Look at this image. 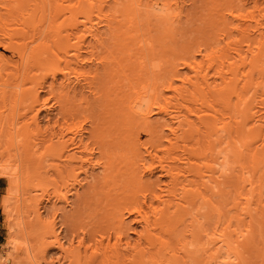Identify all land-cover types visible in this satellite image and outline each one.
Masks as SVG:
<instances>
[{
	"label": "bare ground",
	"instance_id": "1",
	"mask_svg": "<svg viewBox=\"0 0 264 264\" xmlns=\"http://www.w3.org/2000/svg\"><path fill=\"white\" fill-rule=\"evenodd\" d=\"M202 1L0 0V178L42 192L10 264H264V0Z\"/></svg>",
	"mask_w": 264,
	"mask_h": 264
},
{
	"label": "rangeland",
	"instance_id": "2",
	"mask_svg": "<svg viewBox=\"0 0 264 264\" xmlns=\"http://www.w3.org/2000/svg\"><path fill=\"white\" fill-rule=\"evenodd\" d=\"M186 1H187V5L185 4L186 3ZM184 0V6H185V8L184 9H188V6H189V8H191V9H188V10H185L184 12L186 13V11H192L191 13V16L189 15V17L188 18H194V19H196L195 17H198V16H201V14H204V12L202 11L203 9V1L202 0ZM193 1V2H192ZM196 1V2H195ZM210 1V0H209ZM199 4H198V3ZM191 3V4H190ZM197 5H198V7H200V9L197 7ZM193 10L194 11H196V12H193ZM198 10V11H197ZM197 12H199V15H196V14H198ZM185 13L183 14V16L184 17H186L185 16ZM201 13V14H200ZM194 14V15H193ZM186 15H187V13H186ZM195 16V17H194ZM183 17V18H184ZM182 18V19H183ZM183 20H185V18L183 19ZM198 22L197 20L196 21H194V22H191V23H186V24H183V29H179L178 30V32H177V34L175 35V41H174V44H175V47H177L179 44H181V43H183V42H185L187 39L186 38H190V37H193V36H195L196 35V31H194V30H196L198 27H204V26H201L199 23H201V21L200 22H198L197 24L196 23ZM188 25H189V27H188ZM200 25V26H199ZM185 26L187 27L186 29H185ZM196 27V28H195ZM185 29V30H184ZM188 29V30H187ZM186 30H187V32L189 31V30H192V31H189L188 32V34L186 35L185 34V32H186ZM186 32V33H187ZM190 33H192V34H190ZM170 65L169 64H166V66H165V68L166 69H170V67H169ZM185 70H180V72H184ZM38 72V71H37ZM34 74H36V73H34ZM37 74H39V73H37ZM37 74H36V76H37ZM60 81V79L59 78H57V82H59ZM43 95V96H42ZM41 96H42V98H46L47 97V94H45V91H43V93H41ZM0 106H1V108H0V110L1 111H3L5 108H3L2 106V103L0 102ZM53 103H49V106L50 105H52ZM7 108H6V111H7V109H8V111H9V106H6ZM2 108H3V110H2ZM53 108H55V106H53ZM22 109V108H21ZM20 108H19V112L18 113H20L22 110H21ZM21 110V111H20ZM55 111V110H54ZM23 113V111L21 112V114ZM28 114L31 116V113L30 112H28ZM27 114V117L29 118L30 116ZM54 114V113H53ZM39 117V119H38V121H39V123H40V128L42 129V132L41 131H37L36 133H34V134H36V135H34V136H36L37 138H38V136H39V138L38 139H45V138H47L48 139V137H49V134H51V130L50 129H47V128H45L43 125H47V117H46V114H44V112H40L39 113V115H38ZM48 117H49V121H51L50 123H52L53 122V115L51 114V115H48ZM27 118V119H28ZM51 118V119H50ZM152 122H155L156 120H157V117L156 116H153L152 118ZM25 120H26V118H25ZM46 123V124H45ZM47 129L46 131H44L45 129ZM41 129H39V130H41ZM50 130V131H49ZM46 134H45V133ZM48 132H50V133H48ZM40 133H42V134H40ZM6 133H3V135H5ZM13 134H15V133H13ZM41 135V138H40V135ZM43 134H45V135H48V136H45L44 135V137H42L43 136ZM3 135L0 137V141H2L3 142V140H4V144L2 145H0L1 146V149H0V158H1V156H2V158L0 159V169H1V167H8V168H10L11 169V167H14L15 169L18 167H20L22 170H24V165L25 164H27V163H21V162H23L24 160L23 159H21V157L20 156H18V157H16L17 156V154L16 153H18V152H13L12 150L13 149H11V151L9 150L10 148H13V145L12 144H15L16 145V143H18V142H13L12 143V141H14V140H17L18 141V139H15V137L16 138H18L16 135H15V137H14V135L12 136L13 137V139H12V141L10 142V139L8 140V138L12 135V134H6L7 136L5 137H3ZM9 135V136H8ZM38 135V136H37ZM3 137V140L1 139ZM8 137V138H7ZM12 137H10V138H12ZM5 138L9 141L8 143L6 142L5 143V141H7V140H5ZM36 138V140H38ZM47 139H45L46 141H47ZM140 139H141V141H143V140H145L146 139V136L144 135V134H141V136H140ZM39 140V141H40ZM12 143V144H11ZM7 145L10 147H8L7 148ZM14 145V146H15ZM3 146V147H2ZM5 146V147H4ZM12 146V147H11ZM17 146V145H16ZM5 148L7 149V150H5ZM16 150H17V148L16 147H14ZM4 149V150H3ZM16 150H14V151H16ZM42 150V149H41ZM4 151H8V153H1V152H4ZM18 151V150H17ZM40 151V150H39ZM12 152V153H11ZM41 152V151H40ZM39 153V152H38ZM16 154V155H15ZM3 155H5V157H3ZM8 155V156H7ZM13 155H15V156H13ZM10 156V157H9ZM13 158H12V157ZM7 157H9V159H7ZM14 157H16V159L19 161L20 160V163L19 162H17V160L16 161H14V162H17V163H14L10 158H12V159H14ZM48 157V156H47ZM3 159V160H2ZM5 160H6V162H5ZM9 160H11V161H9ZM15 160V159H14ZM23 160V161H22ZM43 160H44V162H42L44 165H42L41 164V166H43V167H41V168H44V170L46 171V173H49V174H46V177L48 176V178L46 179V182L47 183H42V185H43V187H45V185L48 187V188H46L45 187V189L47 190H43L44 192H43V201H42V203H43V205L44 204H46L47 205V208L48 209H45L44 210V215H45V213L48 211L49 213H46V219H50L51 217V215L53 214V211L54 210H61V209H65V207H67L64 203L61 205V204H59V203H54V202H52L51 201V199L49 200V203H48V201H46L48 198H51L50 196H52V195H50L52 192H53V190L52 191H50L52 188H53V185H52V183H51V181H52V179H50L51 181H49L48 179H49V177L50 178H52L53 177V174H52V172H53V170L52 171H50L52 168H51V166L53 165H55V164H59L60 162L58 161V160H54V159H50V157H49V160L48 159H46V157H45V159L43 158ZM42 160V161H43ZM45 160H47V161H45ZM52 160V161H51ZM54 160V161H53ZM9 161V162H8ZM49 161V162H48ZM3 162H5V163H3ZM11 162V163H10ZM46 162V163H45ZM48 162V163H47ZM51 162V163H50ZM52 162H53V164H52ZM54 162H55V164H54ZM59 162V163H58ZM16 164V165H14L13 166V164ZM9 164V165H8ZM18 164L20 165V166H18ZM50 164V165H49ZM52 164V165H51ZM22 165V166H21ZM33 165V164H32ZM45 165H47L46 167H45ZM17 166V167H16ZM35 167V166H34ZM51 168V169H49V168ZM32 168H33V166L32 167H30L29 168V170L31 169V171H32ZM9 169V170H10ZM13 169V168H12ZM44 170H40V172L43 174V172H45ZM95 172H97V171H95ZM32 172H30V174H31ZM51 173V174H50ZM33 174V173H32ZM89 174L90 173H88V177H89ZM44 175V174H43ZM50 175V176H49ZM157 175L158 174H155V177L153 176L152 177V179H154V178H156L157 177ZM32 179V180H31ZM33 179H35L34 177H33V175H30V177H29V179L27 180V183H26V186L25 185H20L21 186V188H24L23 189V191L21 190V188L20 187H18V188H11V187H9V183H8V181L5 179V178H0V262L1 261H4V260H6V261H4L6 264H10V261H12V260H10V256H8V252L10 253V251L7 249L8 248V245H7V241H8V239L9 240H12V239H15V243H18V242H20L21 241V237L19 236V237H17V235H14V233H15V228H16V234H17V224L18 223H20L21 224V222H23V221H27V216H25V214L27 213L26 212V210L28 211V208H32V206H30V205H28V207H27V204L28 203H30L31 205H32V202L34 201V199H36V198H38V196H37V194L38 195H41V193L42 192H40V190H38V189H36L35 191H37V192H35L33 189H32V187H33V185H34V183H35V181L33 180ZM82 179H84V175L82 174V175H80V181H82ZM33 181V182H32ZM86 180H84L83 182H81L80 184H81V186H83L84 184H85V187L83 188V187H80V185H75L74 187H73V189H72V192H71V195H69V205L70 204H72V203H76V201H77V198H78V196H81L82 195V193H83V191L82 190H84L86 187H87V185H88V181H86L87 182V184H86V182H85ZM45 182V181H44ZM51 184V185H50ZM48 185H50V186H52V188L50 187V186H48ZM8 186V187H7ZM24 186V187H23ZM25 187H29V189H27V191H26V188ZM76 189V190H75ZM11 190V191H10ZM29 190H30V194L28 193L29 192ZM75 190V191H74ZM17 191V192H16ZM49 191V192H48ZM25 192V193H24ZM26 192L28 193L27 195H26ZM39 192H40V194H39ZM24 193V195H22ZM37 193V194H36ZM46 193L48 194L47 196H46ZM33 194H35V195H33ZM73 194V195H72ZM50 195V196H49ZM77 195V196H76ZM45 196H46V198H45ZM29 197H30V199H29ZM26 198V199H25ZM28 198V199H27ZM76 198V199H75ZM23 199H25V200H23ZM44 199H45V202H44ZM23 200V201H22ZM53 200V199H52ZM71 200V201H70ZM54 201V200H53ZM3 203H5V205H6V210H8L9 212H10V220H11V222L13 223V231L14 232H12V233H10V234H12V235H9V232H8V230L6 229V227H5V218H6V215H5V213H4V206H3ZM23 204H25V205H23ZM51 204V205H50ZM55 204V205H54ZM58 204V205H57ZM52 205H53V209H52ZM63 205H65V206H63ZM30 206V207H29ZM60 206V207H59ZM63 206V207H62ZM25 207H27V208H25ZM55 207V208H54ZM69 207V208H68ZM67 207V209L66 210H61V211H58V213L59 214H61V215H58V218L57 219H59V220H57L58 221V227H59V225L61 224V222H63L64 221V219H63V217H61L62 216V213H63V215H65V213L66 214H70V212L71 213H73L72 211H71V209L70 208H72V210H74L75 208L73 207V206H68ZM61 208V209H60ZM51 209V210H50ZM70 210V211H68V213H67V210ZM24 211L26 212V213H24ZM30 211V210H29ZM52 214H51V213ZM65 212V213H64ZM89 212V211H88ZM87 212V213H88ZM24 213V214H23ZM27 215V214H26ZM50 215V216H49ZM60 216V217H59ZM84 217V216H83ZM82 217V218H83ZM61 219V220H60ZM85 220H87V219H85ZM12 225V224H11ZM15 226V227H14ZM12 237V239L9 237ZM23 239V238H22ZM20 243H22V242H20ZM5 256H7L6 258H5ZM3 258H5V259H3ZM25 259H23V263L21 262V264H24V262L27 264V263H30L29 261H27L26 262V260L24 261ZM252 261L256 264L258 261H260V259L259 258H252ZM11 264H12V262H11Z\"/></svg>",
	"mask_w": 264,
	"mask_h": 264
}]
</instances>
